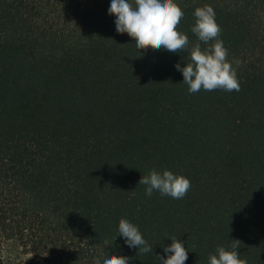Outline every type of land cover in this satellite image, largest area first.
<instances>
[{
  "label": "trees",
  "instance_id": "trees-1",
  "mask_svg": "<svg viewBox=\"0 0 264 264\" xmlns=\"http://www.w3.org/2000/svg\"><path fill=\"white\" fill-rule=\"evenodd\" d=\"M109 3L0 0V243L45 264L104 250L157 264L174 237L185 264H208L238 241L247 264H264V0H176L190 44L193 10L211 5L239 61V91L193 94L174 69L187 52L135 47ZM151 169L187 177L186 195L146 197ZM121 217L154 256L114 237Z\"/></svg>",
  "mask_w": 264,
  "mask_h": 264
},
{
  "label": "clouds",
  "instance_id": "clouds-1",
  "mask_svg": "<svg viewBox=\"0 0 264 264\" xmlns=\"http://www.w3.org/2000/svg\"><path fill=\"white\" fill-rule=\"evenodd\" d=\"M107 14L114 17L115 32L131 37L135 47L148 45L170 53L187 52L182 60L183 67L181 63H176L174 69L182 75V83L187 86L189 94L214 90L239 91L236 68L233 67L239 61L227 59L228 51L219 38L221 29L211 5L205 4L193 10L190 32L196 37V42L191 44L188 36L177 30L184 12L176 0H110ZM138 184L144 186L146 197L158 192L162 197L176 200L182 199L191 186L187 177L167 169L149 170L141 176ZM114 232V237L122 239L128 249L153 255V247L130 220L119 218ZM166 239L171 243L162 246L163 255H153L157 264H185L188 250L184 241L174 237ZM236 242L233 241L230 246L218 245L214 252L208 254V264H247L238 253ZM129 260L127 256L114 254L113 250H104L101 256L93 255L85 264H129Z\"/></svg>",
  "mask_w": 264,
  "mask_h": 264
},
{
  "label": "rangeland",
  "instance_id": "rangeland-1",
  "mask_svg": "<svg viewBox=\"0 0 264 264\" xmlns=\"http://www.w3.org/2000/svg\"><path fill=\"white\" fill-rule=\"evenodd\" d=\"M0 259L3 264H45L42 258L28 253L21 245L0 243Z\"/></svg>",
  "mask_w": 264,
  "mask_h": 264
}]
</instances>
